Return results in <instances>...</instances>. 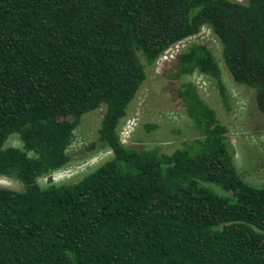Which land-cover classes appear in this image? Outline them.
Here are the masks:
<instances>
[{
    "label": "trees",
    "instance_id": "obj_1",
    "mask_svg": "<svg viewBox=\"0 0 264 264\" xmlns=\"http://www.w3.org/2000/svg\"><path fill=\"white\" fill-rule=\"evenodd\" d=\"M202 27L264 118V0H0V176L22 185L0 187V264H264V186L242 179L194 83L177 96L195 139L162 154L119 137L145 66ZM174 68L175 79L206 78L228 109L209 48L190 45ZM99 109L111 158L51 183L81 118ZM12 135L21 148L5 146Z\"/></svg>",
    "mask_w": 264,
    "mask_h": 264
},
{
    "label": "rangeland",
    "instance_id": "obj_2",
    "mask_svg": "<svg viewBox=\"0 0 264 264\" xmlns=\"http://www.w3.org/2000/svg\"><path fill=\"white\" fill-rule=\"evenodd\" d=\"M192 44L205 45L218 61L229 96L228 109L222 105L212 83L202 75L173 78L176 57ZM145 71L146 81L122 117L119 137L123 145L157 148L160 153L169 154L180 148L182 143L195 139L198 133L177 96L181 83L189 81L194 83L200 98L226 127L235 166L242 179L255 186H264V118L257 111L253 91L232 81L221 60L220 43L209 28L202 27L198 34L169 48L154 64L145 66ZM101 115L99 109L81 118L67 150L69 163L50 175L51 183L76 182L111 158V151L97 139ZM5 146L21 148V143L17 136L12 135ZM37 183L45 187L49 181L41 177ZM0 187L22 189L18 181L2 176ZM216 190L223 194L220 189Z\"/></svg>",
    "mask_w": 264,
    "mask_h": 264
}]
</instances>
